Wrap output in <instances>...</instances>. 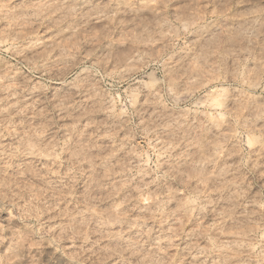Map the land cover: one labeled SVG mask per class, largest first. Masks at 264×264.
<instances>
[{
  "label": "clouds",
  "instance_id": "clouds-1",
  "mask_svg": "<svg viewBox=\"0 0 264 264\" xmlns=\"http://www.w3.org/2000/svg\"><path fill=\"white\" fill-rule=\"evenodd\" d=\"M0 264H264V0H0Z\"/></svg>",
  "mask_w": 264,
  "mask_h": 264
}]
</instances>
